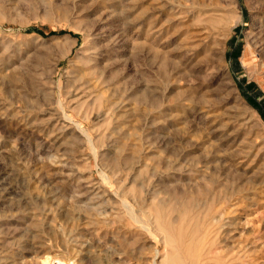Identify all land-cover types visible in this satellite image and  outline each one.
<instances>
[{
	"label": "rangeland",
	"instance_id": "rangeland-1",
	"mask_svg": "<svg viewBox=\"0 0 264 264\" xmlns=\"http://www.w3.org/2000/svg\"><path fill=\"white\" fill-rule=\"evenodd\" d=\"M176 1L0 0V217L45 241L10 264H152L150 187L186 228L220 220L205 264H264V0H206L180 38Z\"/></svg>",
	"mask_w": 264,
	"mask_h": 264
},
{
	"label": "bare ground",
	"instance_id": "bare-ground-1",
	"mask_svg": "<svg viewBox=\"0 0 264 264\" xmlns=\"http://www.w3.org/2000/svg\"><path fill=\"white\" fill-rule=\"evenodd\" d=\"M216 1V6H219V8L222 7L224 11L227 10L226 6H229L230 4L234 3V0H230V3L226 2L225 4H223L221 0ZM173 9L176 10L174 13V16L176 17L174 18V20H172L171 26L175 28V34L178 36L177 38H180L181 36L180 28L186 23L188 15H194L198 13L199 16H204V21H206L211 15L209 14V12L212 11L207 8L206 0H177ZM148 15L150 16L149 18L153 17L151 13ZM148 31L150 40H152L150 50L152 52L153 61L156 62L157 59H159L158 57L160 53V33L159 29H157V23L154 21L150 22ZM249 47L250 46L247 45V48L244 52V56L242 57V62L244 66H247L248 59H252V51ZM92 57L94 61L97 62V55H94ZM79 82L80 86H74V90L69 93L68 100L63 103H60L58 109H60L62 112H60L59 116L57 117V125H60L61 127L75 125V127L81 128L80 125L73 119H71V117H69V115L67 114V110L70 107L73 110L79 109L81 107L80 100L86 97L87 94L91 92L84 90L88 88L89 84H86L83 88V84L85 82L81 80ZM79 87H82V89H80ZM119 109V106L116 108L110 107L103 110L101 113L102 115L107 116L110 113L113 114L117 112V110ZM89 140L90 139H88V141ZM152 189L150 187L149 190H144L146 192V199H143L144 207L142 209V212L143 215L147 217V219L144 221H138L141 224L140 227L143 228L144 234L146 236H149L151 239V243H153V246L151 248L154 251V261L152 260V264H205L204 261H206V259H210L209 255L211 253V249L213 245H215V235H218L217 228H215V226L219 224L220 220H216L215 217H205L202 221H200V219H198L197 217L193 215L191 216L190 211L187 210L182 212L183 215L181 219L187 221L190 218V221H192V225H194V229L191 230L189 228H186L183 225L182 221H178V218L180 219V217L175 218L177 217L175 216L172 218V216L168 215L165 208V202L163 201L164 199L162 201L159 199L158 201H156L157 194L159 192L156 194L155 191H152ZM178 200L180 199L178 198ZM191 200L189 198L188 201ZM122 203L127 210L131 211V204H128L126 202ZM188 207L190 208V206ZM21 213L22 211H20L19 209L17 210L16 207H13L11 209V212H9V215L4 214L0 217V264H10L8 257L17 255L18 252L22 250L28 251L29 249H35V252L40 253L41 250L44 249V247L42 246L45 243L44 240L40 239L39 242H37V236L31 234L28 230L22 229L18 225H14V223L18 224V222L21 220ZM221 226L223 227V225ZM225 233L229 234L230 232L228 231ZM145 257H147V255ZM186 259H188L189 262H187Z\"/></svg>",
	"mask_w": 264,
	"mask_h": 264
}]
</instances>
